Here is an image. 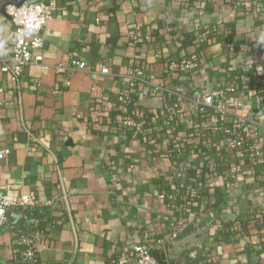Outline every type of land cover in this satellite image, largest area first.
<instances>
[{
    "label": "crops",
    "instance_id": "obj_1",
    "mask_svg": "<svg viewBox=\"0 0 264 264\" xmlns=\"http://www.w3.org/2000/svg\"><path fill=\"white\" fill-rule=\"evenodd\" d=\"M48 1L49 36L34 51L42 62L25 67L17 85L0 74V150L9 149L0 193L34 198L9 210L32 235L44 232L34 264H111L123 249L145 244V234L161 241L151 249L157 264H264V93L252 90L264 75V0ZM8 3L0 0V47L13 30ZM192 53L200 57L196 72L168 71V62ZM73 57L85 71L57 75L55 67ZM131 63L162 89L144 97L139 88L130 107L150 126L154 145L117 123ZM230 80L234 91L216 99L224 121L213 109L196 110L197 98ZM172 102L185 116L170 129L154 114ZM253 118L262 150L254 177L241 154L220 145L222 125ZM21 235L29 236L7 219L0 264H14Z\"/></svg>",
    "mask_w": 264,
    "mask_h": 264
},
{
    "label": "built area",
    "instance_id": "obj_2",
    "mask_svg": "<svg viewBox=\"0 0 264 264\" xmlns=\"http://www.w3.org/2000/svg\"><path fill=\"white\" fill-rule=\"evenodd\" d=\"M53 9V3L37 2L35 4H23L15 6L8 3L5 6V13L13 26V30L8 35V43L5 47H0V74L3 75L11 84L17 85L22 76L25 67L31 64H40L42 57L34 55V51L42 48L45 39L49 33L45 29L46 22L49 18L50 11ZM208 30L199 36L198 44L205 41ZM136 36H140L137 31ZM200 64V57L197 53H192L187 57L182 58L178 63H167L168 71L178 70L183 74H191L198 70ZM86 69V64L73 57L68 67L56 66L55 72L57 75H69L75 72H83ZM101 73L108 75L107 68H103ZM126 82L125 87L118 93L117 100L120 112L123 114L119 120L118 126L127 131H132L140 135L142 143L146 145H154L155 140L150 139V126L141 123L139 111H134L130 107L134 104V95L139 88L144 97L157 95L162 91L156 84L151 83L146 79L145 69L137 63H131L128 66L127 72L124 76ZM236 82L230 80L227 86L220 88L218 91H212L202 97L197 98L193 102V106L197 111L206 113L207 109H213L221 114V121H224L225 111L216 103V99L225 93H231L235 89ZM65 87L69 86V81L65 79ZM253 92L264 93V75L257 77L253 83ZM247 88H245V91ZM3 89H0V93ZM244 92V91H243ZM234 106L241 108V101H235ZM155 113V118L162 117L167 128H172L178 121L182 122L183 107L179 102H172L167 105L160 113ZM259 123L255 118L246 121L245 125H222L221 126V141L220 145L229 154L239 153L247 161L249 165V172L252 177L255 176L258 167H260V159L262 150L257 144V127ZM159 135V134H157ZM156 135V137H158ZM156 139V138H155ZM158 139V138H157ZM162 142V141H161ZM163 144V142H162ZM179 154V151H177ZM9 154V149L0 150V160H3ZM260 170H263L260 169ZM227 179V178H226ZM230 186L231 181L226 180ZM191 198H195L194 189L197 184V178L190 176L188 179ZM168 201L173 200V195H165ZM34 198L29 196H20L15 200H8L0 193V231H2L6 224V213L9 210L18 209L31 204ZM172 208V205H170ZM174 208V207H173ZM44 236L43 231H37L32 236L21 235L15 239L13 244L14 249V264H34V248L37 240ZM146 242L142 245H137L131 249H123L120 254L112 260L111 264H157L151 255V249L160 244L161 241H154L149 238L147 234L144 235ZM173 239L177 238V231L172 233ZM215 261L208 259L206 264H214Z\"/></svg>",
    "mask_w": 264,
    "mask_h": 264
},
{
    "label": "water",
    "instance_id": "obj_3",
    "mask_svg": "<svg viewBox=\"0 0 264 264\" xmlns=\"http://www.w3.org/2000/svg\"><path fill=\"white\" fill-rule=\"evenodd\" d=\"M46 0H9V2L15 6H21L23 4H35L37 2H45ZM6 219L12 221V224L18 229L21 230L22 232H24L25 234L32 236V234L30 233V230H26L23 227V221L21 216L19 215H15L13 212H7L6 213Z\"/></svg>",
    "mask_w": 264,
    "mask_h": 264
},
{
    "label": "trees",
    "instance_id": "obj_4",
    "mask_svg": "<svg viewBox=\"0 0 264 264\" xmlns=\"http://www.w3.org/2000/svg\"><path fill=\"white\" fill-rule=\"evenodd\" d=\"M32 211H34V212H35V213H33V218H34V217H36V218H37V217H38V215H37V212H38V210L36 209V210H32ZM200 264H202V263H200Z\"/></svg>",
    "mask_w": 264,
    "mask_h": 264
}]
</instances>
